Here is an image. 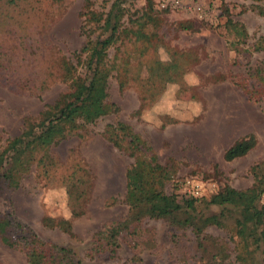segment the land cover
<instances>
[{"label":"rangeland","instance_id":"rangeland-1","mask_svg":"<svg viewBox=\"0 0 264 264\" xmlns=\"http://www.w3.org/2000/svg\"><path fill=\"white\" fill-rule=\"evenodd\" d=\"M89 2L92 10L106 12L113 0ZM145 4H125L126 20L139 16ZM206 4L204 21L175 12L156 14L159 23L142 28L158 38L156 48L135 41L132 46L120 35L118 49L117 44L109 48L108 55L115 61L129 59V64L111 74L107 87V101L118 111L52 145L48 155L54 165L46 173L31 166L16 189L0 185V215L44 243L72 249L79 264H206L215 254L212 244L231 260L236 245L233 213L221 219L223 228H204L200 239L190 228L146 219L122 236L114 255L89 251L96 232L126 216L124 172L131 159L105 139L107 125L121 122L146 141L171 173L165 192L178 198L185 197L177 186L184 178L209 181L215 191L224 185L251 187L255 165L257 175L264 176V86L256 77L258 71L264 75V0ZM83 6L84 0H0V150L19 134L25 118H35L45 106L72 101L73 89L60 81L59 61L74 64V53L83 45ZM148 70L156 73L154 82L162 80L156 95L144 93ZM142 97L147 102L138 110ZM204 117L220 125L238 120L254 136V147L243 157L223 161L232 137L212 141L207 131L211 125L200 124ZM76 163L90 172L92 188L83 215L70 222L69 236L41 220L69 219L62 180ZM260 202L264 205V193ZM218 213V207L198 202L191 214L204 218ZM209 238L213 241L205 243L206 252H199V242ZM0 264H26L25 250L0 243Z\"/></svg>","mask_w":264,"mask_h":264},{"label":"trees","instance_id":"trees-1","mask_svg":"<svg viewBox=\"0 0 264 264\" xmlns=\"http://www.w3.org/2000/svg\"><path fill=\"white\" fill-rule=\"evenodd\" d=\"M134 1L136 0H113L106 12H96L92 10L89 0H84L83 45L74 53V64L64 58L59 61L60 81L73 89L72 101L45 106L35 118L27 117L23 120L19 134L7 139L0 150V185L16 189L31 166L40 174L46 173L54 165L48 155L52 145L118 111L115 105L107 101L108 79L121 66L125 71L129 59L115 61V57L109 58L108 49L115 47L120 35L132 46L135 41L142 43L144 47L154 43L152 47L155 45L156 48L159 42L154 33H142V28L157 25L160 20L156 14L161 12L156 11L152 0H145V7L139 16L126 20L124 5ZM231 27L235 29L237 25ZM95 33L97 34L93 35ZM232 43L230 42L231 46ZM118 47L117 44L116 48ZM170 68L175 70V64H171ZM155 76L156 73L148 70L144 93L152 92L156 95L160 92L161 89L155 87L156 84L161 87L162 80L158 78L154 82ZM256 77L259 84L264 86V75H259L258 71ZM119 86H122L121 82ZM139 100L141 103L138 110H141L147 101L143 97ZM103 135L114 148L123 151L131 159V164L124 172L123 203L126 216L124 220L92 236L89 248L91 254L104 252L114 255L120 247L122 236L128 235L130 231L134 232L146 219L162 220L171 226L190 228L192 234L200 239L204 228H223L221 219L227 213H233L235 217L232 228L236 240L233 257L229 260L221 250L222 247L212 244L215 254L211 255L206 264H264V205L260 202L264 193V176L257 175L259 165L251 167L253 182L247 189L237 190L224 185L207 196L178 198L173 193L165 192L166 185L172 181L171 173L168 167L159 164L152 148L139 134L117 122L115 125L105 126ZM254 145L255 138L252 134L239 137L223 151L222 159L230 162L243 157ZM62 184L69 208V219L53 222L50 218H44L41 224L55 227L70 236V222L83 215L87 196L92 188V176L85 166L76 163L62 180ZM198 202L205 208L218 207L219 213L204 218L192 215L194 204ZM212 241L209 238L199 242V252H206L205 243ZM0 243L12 249L23 248L26 264L80 263L72 249L44 243L18 222L3 215H0Z\"/></svg>","mask_w":264,"mask_h":264},{"label":"built area","instance_id":"built-area-1","mask_svg":"<svg viewBox=\"0 0 264 264\" xmlns=\"http://www.w3.org/2000/svg\"><path fill=\"white\" fill-rule=\"evenodd\" d=\"M153 6L158 12H175L198 21L207 20L209 5L206 0H152ZM177 186L183 195L198 198L207 196L214 190L211 182H202L196 178H184L179 180Z\"/></svg>","mask_w":264,"mask_h":264},{"label":"crops","instance_id":"crops-1","mask_svg":"<svg viewBox=\"0 0 264 264\" xmlns=\"http://www.w3.org/2000/svg\"><path fill=\"white\" fill-rule=\"evenodd\" d=\"M212 117H215V116H212ZM216 118V117H215ZM219 120H214L213 119H210L209 120V117H204L203 120L200 122V124L202 123H206V126H209L211 125V128L207 131H209V137L210 139L213 141L215 138H218V137H222V138H229L230 136L232 137V140L230 141V143L227 145L230 146L231 143L236 140L237 138L239 137H242V136H245L247 134L250 133L249 130H246V129H243L240 127L242 124L241 122H239L238 120H235L231 123H225L224 125H220L218 123ZM226 147V148H227Z\"/></svg>","mask_w":264,"mask_h":264}]
</instances>
